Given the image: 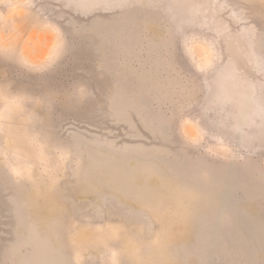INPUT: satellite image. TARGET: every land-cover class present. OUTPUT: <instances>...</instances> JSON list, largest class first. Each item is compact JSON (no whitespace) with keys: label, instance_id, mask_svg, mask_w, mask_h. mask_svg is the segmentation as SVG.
I'll return each instance as SVG.
<instances>
[{"label":"rangeland","instance_id":"obj_1","mask_svg":"<svg viewBox=\"0 0 264 264\" xmlns=\"http://www.w3.org/2000/svg\"><path fill=\"white\" fill-rule=\"evenodd\" d=\"M0 264H264V0H0Z\"/></svg>","mask_w":264,"mask_h":264}]
</instances>
